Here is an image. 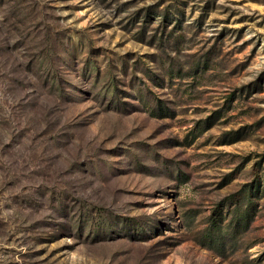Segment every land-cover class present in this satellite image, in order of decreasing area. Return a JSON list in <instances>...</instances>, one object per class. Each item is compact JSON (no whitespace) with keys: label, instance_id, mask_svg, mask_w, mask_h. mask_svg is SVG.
<instances>
[{"label":"rangeland","instance_id":"1","mask_svg":"<svg viewBox=\"0 0 264 264\" xmlns=\"http://www.w3.org/2000/svg\"><path fill=\"white\" fill-rule=\"evenodd\" d=\"M0 264H264V0H0Z\"/></svg>","mask_w":264,"mask_h":264}]
</instances>
